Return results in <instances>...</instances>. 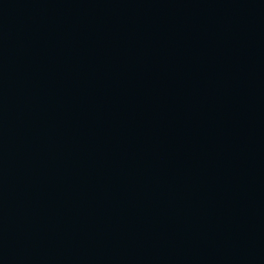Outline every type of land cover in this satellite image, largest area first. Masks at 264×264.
Listing matches in <instances>:
<instances>
[{
	"label": "water",
	"instance_id": "95a60500",
	"mask_svg": "<svg viewBox=\"0 0 264 264\" xmlns=\"http://www.w3.org/2000/svg\"><path fill=\"white\" fill-rule=\"evenodd\" d=\"M0 264H264V0H0Z\"/></svg>",
	"mask_w": 264,
	"mask_h": 264
}]
</instances>
